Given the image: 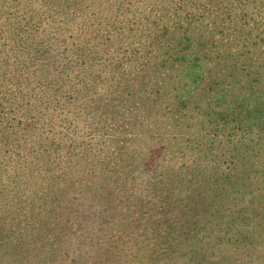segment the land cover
<instances>
[{
  "label": "trees",
  "instance_id": "1",
  "mask_svg": "<svg viewBox=\"0 0 264 264\" xmlns=\"http://www.w3.org/2000/svg\"><path fill=\"white\" fill-rule=\"evenodd\" d=\"M85 2L88 0H68L65 10L80 11ZM116 2L110 0L101 8L117 7ZM123 2L129 13L137 5L147 8L140 29L129 30L125 18L114 10L110 31L96 36L94 43L83 39L73 56L82 64L108 58L114 61L97 75L88 69L91 84L97 88L102 83L105 91L93 95L112 98L116 104L109 102L111 109L134 113L140 126L148 127L149 122L171 132L175 136L167 146L172 147L168 151L171 159L187 156L189 161L172 167L168 163L166 173L159 175L166 180L158 179V185L152 187L154 195L138 199L144 210V220L135 223V240L144 246L138 264H264V0H120ZM38 50L29 46L23 64L32 63ZM39 71L46 73L44 82L53 76L49 68ZM77 77V85H81L84 77ZM0 135V153L18 145L9 131H0ZM19 159L15 156L13 160ZM25 160H37L30 170H35L42 181L39 189L49 198L52 192L48 188L58 187L55 175L40 172V165L50 163L49 159L42 155ZM108 161L114 164L104 181L108 190L99 198L94 196V206L113 198L121 184L133 179L131 172L117 168L131 164V158L118 152L95 161L96 167L102 170ZM74 166L65 175L75 177ZM93 175L84 173L79 180ZM51 211L58 213L54 208ZM126 218L114 225L122 223L129 229L127 222L133 219ZM11 221H0V231L5 233L0 236V247L15 251L5 252L13 257L6 264L23 257L21 251L16 252L21 243L9 242V234L28 233L14 228ZM72 264L95 261L78 257Z\"/></svg>",
  "mask_w": 264,
  "mask_h": 264
},
{
  "label": "rangeland",
  "instance_id": "2",
  "mask_svg": "<svg viewBox=\"0 0 264 264\" xmlns=\"http://www.w3.org/2000/svg\"><path fill=\"white\" fill-rule=\"evenodd\" d=\"M67 2L0 0V131H9L19 145L0 153V221L11 219L14 228L28 231H13L8 236L12 244L21 243L16 252L21 251L23 257L13 264H72L78 257H88L95 264H138L144 247L135 240V223L144 220L138 199L152 195L158 179L166 180L159 175L166 173L164 167L168 163L172 167L189 161L187 156L171 159L168 151L172 147H167L171 137L175 138L171 132L149 122L148 127L140 126L134 113L111 109L109 102L116 104L112 98L93 95L95 91H105L102 83L97 88L91 84L88 69L97 75L114 61L108 58L97 64H82L73 56L83 39L94 43L96 36L110 31L114 10L125 18L129 30L137 32L147 8L137 5L129 13L120 0L117 7L105 8L101 5L110 0H88L84 9L76 11L65 10ZM148 8L151 10L152 6ZM29 46L39 47L34 52L39 55L24 65ZM65 57L72 62L68 64ZM42 68H49L53 75L45 82L42 78L46 73L39 71ZM77 76H85L81 85H77ZM79 93L82 96L77 97ZM118 152L131 158V164H119L118 170L131 172L133 179L121 184L118 194L109 198L112 201L105 197V202L94 206V196L99 198L104 189L108 190L104 181L114 165L108 161L100 170L95 161L112 158ZM42 155L50 163L41 164L40 172L55 175L58 184L48 188L52 192L49 198L41 193L42 181L35 170H30L37 160H25ZM15 156L20 159L13 160ZM89 162L94 166L85 167ZM72 164L75 177L70 178L64 172ZM49 168L51 171L47 172ZM60 172L62 175L56 178ZM91 172L92 177L79 180L82 174ZM40 196L42 200L38 199ZM52 208L58 213L52 214ZM127 216L133 219L127 222L129 229L122 224ZM117 222L122 223L114 225ZM39 224L43 228L38 229ZM4 234L1 230L0 236ZM5 252L15 253L11 248L0 247V264L13 258ZM31 253L36 254L29 259Z\"/></svg>",
  "mask_w": 264,
  "mask_h": 264
}]
</instances>
